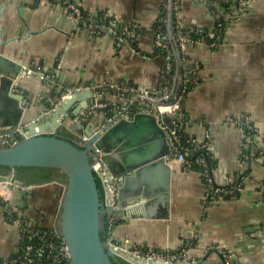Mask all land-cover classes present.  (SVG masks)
<instances>
[{"label":"crops","instance_id":"obj_1","mask_svg":"<svg viewBox=\"0 0 264 264\" xmlns=\"http://www.w3.org/2000/svg\"><path fill=\"white\" fill-rule=\"evenodd\" d=\"M228 1L182 0L179 18L182 29L190 32L182 56L197 78L183 103L186 135L198 141L212 135L214 178L228 190L214 206L206 204L201 172L173 161L169 217L122 218L115 227L114 241L130 239L145 251L177 253L188 244L187 259L174 264H264V166L249 161L241 168L248 176L244 184L228 185L229 178L238 182L242 151L254 147L240 127L221 122L247 118L264 136V0H254L241 20L227 24L213 48L218 36L214 11ZM73 2L86 15L116 17L123 26H136L140 35L135 44L119 45L113 37L91 33L70 20L62 3L0 0V53L29 69L38 65L52 76L44 81L27 75L20 79L16 93L24 97L25 122L41 120L52 110L49 105L72 87L123 84L156 92L163 86L165 60L156 45V24L165 0ZM84 101L70 105L69 112ZM105 120L98 113L81 124L94 122L96 128ZM65 182L62 176L32 189L22 182L24 186L11 192L7 207H0V264L21 249V227L12 219L26 220L37 230L55 229Z\"/></svg>","mask_w":264,"mask_h":264},{"label":"water","instance_id":"obj_2","mask_svg":"<svg viewBox=\"0 0 264 264\" xmlns=\"http://www.w3.org/2000/svg\"><path fill=\"white\" fill-rule=\"evenodd\" d=\"M172 42L179 73L180 56L174 40ZM28 71L22 63L0 53V166L11 170L9 175L0 174V183H5L10 191L24 186L17 179L20 168L49 169L63 175L65 190L55 229L69 248L71 264H114L113 261L158 264L153 259L132 254L130 246L118 248L112 239L102 240L101 233H107L113 208L105 203V189L94 165L102 157L110 174L122 179L118 190L120 217L167 219L171 210L173 173L167 131L154 114L146 112L120 119L103 133L94 132V122L84 126L64 121L69 116H80L93 104L94 92L89 87L50 104L54 112L41 120L25 122L22 119L24 97L16 90ZM81 98L85 101L70 113L69 106ZM164 119L170 125V119ZM60 124L78 134L77 141L59 137ZM18 136L14 142L12 139ZM130 255L135 261L128 258Z\"/></svg>","mask_w":264,"mask_h":264},{"label":"built area","instance_id":"obj_3","mask_svg":"<svg viewBox=\"0 0 264 264\" xmlns=\"http://www.w3.org/2000/svg\"><path fill=\"white\" fill-rule=\"evenodd\" d=\"M53 1L63 4L70 20L88 29L91 33L113 37L119 45L125 43L135 44L140 35L136 26H123L116 17L84 14L73 2L74 0ZM253 2L254 0H229L227 8H222V10L216 8L214 12L217 18L218 36L217 42L212 43L211 47H218L227 24L241 20ZM181 3L182 0H165L156 24V45L165 60L164 72L166 76L163 86L156 92L144 87L123 84L107 87H89L94 92L93 104L83 111L80 116H69L65 121L69 124H81L84 119H93L98 113H103L106 116V120L94 130L95 133H103L120 119H130L134 115L143 112L154 114L159 124L168 133L171 145V162L181 161L185 167L190 169H192L193 165L199 166L206 186L205 202L214 206L216 199L222 197L228 188L226 185H220L216 182L213 174L214 168L209 165L206 157L200 156L194 162L191 159L198 152L212 157V135L209 133L201 141L190 139L188 144L183 139L187 129V123L182 114L183 103L190 85L195 84L197 78L191 76L192 70L187 67L185 58L182 56L185 45L190 41V32L184 31L180 25ZM170 17L171 24L169 23ZM173 40L180 56L179 73H177L178 63L173 48ZM36 66L32 69L30 68L26 75L38 76L42 81L51 79L52 76L45 75ZM85 88H69L57 100L62 101ZM105 90L107 93H103ZM106 94H109L110 97L106 96ZM52 112H54V109L46 114H51ZM164 118L170 119V125L166 123ZM221 122L229 127H240L244 138L250 141L249 145L254 147L252 152L247 148L242 151L239 159L238 182L233 178L228 180V185L235 186L237 183L238 186H242L244 184L243 181L248 176L243 173L241 168L247 166L249 161L252 160H256L264 166V136L261 135L259 127L247 118H227ZM63 126V124H60L59 127L62 128ZM16 139L18 140L19 136L12 140L15 142ZM6 142L12 143L13 141ZM94 168L105 189V203L113 208L112 216L108 220L107 237L114 241L115 227L122 220L118 211V190L122 185V179L115 178L110 174L102 157L97 159ZM9 201L8 197L0 191V207L2 208L3 204ZM12 220L18 222L21 227V249L6 264H71L69 248L63 236L56 229L51 231L37 230L31 227L26 220L21 222L16 219ZM114 244L116 247L123 249H128L130 246L132 247V254L143 259H153L165 264H174L179 259L186 260L188 255V244L183 245L177 253L170 251L161 253L151 249L145 251L136 247L130 239H124L121 243L114 242Z\"/></svg>","mask_w":264,"mask_h":264},{"label":"trees","instance_id":"obj_4","mask_svg":"<svg viewBox=\"0 0 264 264\" xmlns=\"http://www.w3.org/2000/svg\"><path fill=\"white\" fill-rule=\"evenodd\" d=\"M221 6L223 7V8H227V3H222L221 4ZM176 33H178L177 31H175ZM187 32V31H186ZM225 32V30L223 31V33ZM183 139H184V142L186 143V144H188V142H189V140H190V138H188L187 137V135H186V133L183 135ZM200 156H204V157H206V159H207V161L209 162V165L211 166V167H215V162H214V160H213V158L210 156V155H205V154H203V153H201V152H198V153H196L195 155H193L192 157H191V159H192V161L194 162L197 158H199ZM192 168H196L197 170H199L200 171V168H199V166H197V165H193V167ZM18 170V172L19 173H23V172H30V173H32V174H43V175H46L44 178L42 177L40 180H39V182H47V181H49L50 179H51V177H50V174L52 173V172H55L57 175H60V173L58 172V171H55V170H49V169H42V168H20V169H17ZM0 171H3V172H5V173H9L10 172V169L8 168V167H4V166H0ZM4 173V174H5ZM63 176V175H62ZM98 183V188H100L101 189V183L99 182V181H97ZM3 206L5 207H7V203H4L3 204ZM101 238H102V240L103 241H105L106 239H107V233H101ZM113 263L114 264H127V263H125V262H123V261H121L120 263H117V262H114L113 261Z\"/></svg>","mask_w":264,"mask_h":264},{"label":"flooded vegetation","instance_id":"obj_5","mask_svg":"<svg viewBox=\"0 0 264 264\" xmlns=\"http://www.w3.org/2000/svg\"><path fill=\"white\" fill-rule=\"evenodd\" d=\"M63 128V127H62ZM62 128L59 129L58 131V136L61 137V138H64V139H67V140H70V141H77L79 135L78 134H74L72 133L71 131L67 129L63 130ZM69 131V132H68ZM18 171V170H17ZM11 172V170H10ZM9 173H5L3 171H0V174H3V175H9ZM5 173V174H4ZM45 177L46 175H43V174H32L30 172H23V173H17V179L23 183L25 182H28L30 184H32V186L36 185V184H40V183H45L46 182H39V180L42 178V177ZM43 177V178H44ZM50 177L51 179L47 182H51V181H55V180H58V179H61L62 176H57V174L55 172H52L50 174ZM65 179V178H64ZM66 180V179H65ZM48 184V183H47ZM28 186V185H27ZM116 242V241H114ZM118 243V242H117Z\"/></svg>","mask_w":264,"mask_h":264},{"label":"bare ground","instance_id":"obj_6","mask_svg":"<svg viewBox=\"0 0 264 264\" xmlns=\"http://www.w3.org/2000/svg\"><path fill=\"white\" fill-rule=\"evenodd\" d=\"M0 186L2 187V188L0 187L1 193H3L6 197L9 198L11 196V191L8 189L7 185L5 183H0ZM3 188H7L8 190H4ZM8 191H10V195H8L7 193ZM128 258L135 261V259L131 255L128 256ZM158 264H164V263H158Z\"/></svg>","mask_w":264,"mask_h":264},{"label":"rangeland","instance_id":"obj_7","mask_svg":"<svg viewBox=\"0 0 264 264\" xmlns=\"http://www.w3.org/2000/svg\"><path fill=\"white\" fill-rule=\"evenodd\" d=\"M63 130H65V129H67L65 126H63V128H62ZM69 132V131H68ZM10 174H11V172H10ZM1 187V186H0ZM2 188V187H1Z\"/></svg>","mask_w":264,"mask_h":264}]
</instances>
